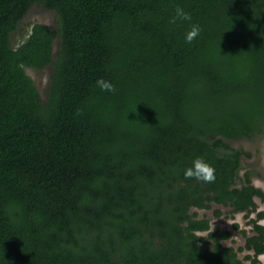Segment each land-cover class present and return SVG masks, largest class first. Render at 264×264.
Wrapping results in <instances>:
<instances>
[{"label": "trees", "instance_id": "1", "mask_svg": "<svg viewBox=\"0 0 264 264\" xmlns=\"http://www.w3.org/2000/svg\"><path fill=\"white\" fill-rule=\"evenodd\" d=\"M33 5L58 32L14 49ZM49 65L42 104L25 69ZM263 135L264 0H0V264H260L264 193L227 142ZM197 158L213 183L184 178ZM211 205L249 218L244 247L191 213Z\"/></svg>", "mask_w": 264, "mask_h": 264}, {"label": "rangeland", "instance_id": "2", "mask_svg": "<svg viewBox=\"0 0 264 264\" xmlns=\"http://www.w3.org/2000/svg\"><path fill=\"white\" fill-rule=\"evenodd\" d=\"M36 24L45 25L56 34L58 32L59 26L56 14L53 11L44 8L42 5H33L25 17L20 21L16 30L11 34L10 43L12 48L15 49L23 43L29 36L32 27ZM58 43V39L53 43V61L55 60V55L58 50ZM53 71L52 65H49L42 70L30 68L25 69L27 76L34 82L42 104L46 101ZM227 144L231 149L243 152L237 186L240 187L242 185L244 175L249 173L251 175L252 185L264 193V135L251 140L240 139L230 141L227 142ZM255 202L258 206L257 212H264V203L259 198H256ZM216 211L220 213V217H215ZM191 213H195L198 219L205 218L208 220L210 223V231L216 229V234L229 232L232 237L229 240L222 242V244L224 247H232L235 251L244 247L245 237L242 232H245L248 237L253 235L252 225L249 223V218L244 217V214H237L231 217L228 208L211 205L209 210L194 209ZM255 217L256 214H252L250 219H255ZM260 224L264 225V220H262ZM235 226H237V228ZM198 236L204 238L207 236V233H199ZM201 245L206 247L204 242H202ZM247 255H252V253L238 252L239 259L243 260L245 264H251L249 261H245ZM262 256L258 257L260 264H264V259H261Z\"/></svg>", "mask_w": 264, "mask_h": 264}, {"label": "clouds", "instance_id": "3", "mask_svg": "<svg viewBox=\"0 0 264 264\" xmlns=\"http://www.w3.org/2000/svg\"><path fill=\"white\" fill-rule=\"evenodd\" d=\"M176 19L189 21L191 19L190 14L185 13L182 8L176 9V16L171 21L172 23L176 22ZM200 27L198 25H193L189 31L185 34V42L191 44L200 34ZM96 86L104 92H115V86L112 82L107 81L103 78L98 79L96 81ZM184 178L185 179H195L197 181L203 182L205 184L213 183L216 179L215 170L212 166H210L203 159L197 158L193 160L192 165L187 167L184 170ZM264 259V256L261 257Z\"/></svg>", "mask_w": 264, "mask_h": 264}]
</instances>
